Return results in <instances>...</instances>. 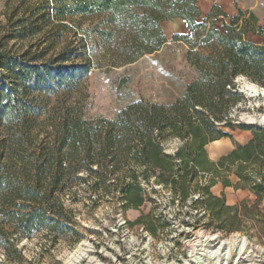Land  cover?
I'll return each instance as SVG.
<instances>
[{
  "label": "trees",
  "instance_id": "obj_1",
  "mask_svg": "<svg viewBox=\"0 0 264 264\" xmlns=\"http://www.w3.org/2000/svg\"><path fill=\"white\" fill-rule=\"evenodd\" d=\"M6 4L10 10L0 20V246L7 251L19 237L43 231L57 241L73 223L67 199L81 195L83 173L98 180L89 197L99 200L113 193L107 181L116 175L114 190L125 209L145 204L141 180L154 177L183 200L193 180L201 194L196 204L215 230L237 232L242 218L264 225V127L231 118L245 100L239 77L264 88V42L250 40L251 34L264 38V28L254 14L230 17L214 5L203 18L199 0ZM220 18L230 22L218 28ZM176 19L186 22L187 32L174 34L172 42L187 48L197 79L171 104L138 99L114 119H86L70 95L103 68L99 54L118 68L164 51L170 44L163 23ZM13 41L29 45L14 51L8 48ZM236 129L252 132V139L210 160L206 146L231 138ZM171 138L185 142L175 154L164 150ZM201 176L211 178L205 186ZM219 183L249 189L256 201L229 206L225 195L211 191Z\"/></svg>",
  "mask_w": 264,
  "mask_h": 264
},
{
  "label": "rangeland",
  "instance_id": "obj_2",
  "mask_svg": "<svg viewBox=\"0 0 264 264\" xmlns=\"http://www.w3.org/2000/svg\"><path fill=\"white\" fill-rule=\"evenodd\" d=\"M6 3L7 0H0V20L3 19L1 14L10 10ZM213 5L230 17L242 11L248 18L252 13L258 26L264 28V0H199L203 18ZM225 22H230V18H220L217 27L221 28ZM163 30L170 45L137 63L110 67L108 58L99 54L103 68L94 70L81 91L70 95L86 119H114L119 111L138 99L171 104L188 83L197 79V71L186 61L187 48L172 42L174 34L187 32L185 22L182 19L167 21L163 23ZM250 40L258 44L264 42V38L253 34ZM28 45V42L13 41L8 48L21 51ZM236 82L240 90L254 93L251 96L243 93L245 100L231 112L233 122L264 127V88L246 77H239ZM229 139L232 145L244 142L246 131L236 129ZM184 144L179 138H171L164 143V150L175 154ZM212 146V143L206 146L209 157ZM80 175L84 178L79 184L81 195L77 200L67 199L73 223L67 225L63 235L57 241L45 231L32 238L19 237L16 249L6 251L0 246V264H187L208 248V238L217 240L212 245L215 248L224 241L245 240L244 259H238L240 248L233 244L224 264H264V225H259V218H242L241 230L231 234L215 230L205 209L196 204L201 194L193 180L188 185L190 192L185 200L181 193L157 183L154 177L150 183L141 180L145 204L139 209H125L122 195L118 189L114 190L116 175L107 181L113 193L100 200L89 197L98 180L88 173ZM210 179L201 176L199 182L205 186ZM231 180L238 181L235 176H231ZM221 190V185L211 189L216 196L225 195L229 206L246 200L252 206L256 201L249 189ZM261 208L264 212V203ZM253 214L257 212L254 210ZM138 220L141 222L137 223ZM207 264L216 262L210 260Z\"/></svg>",
  "mask_w": 264,
  "mask_h": 264
},
{
  "label": "bare ground",
  "instance_id": "obj_3",
  "mask_svg": "<svg viewBox=\"0 0 264 264\" xmlns=\"http://www.w3.org/2000/svg\"><path fill=\"white\" fill-rule=\"evenodd\" d=\"M215 238H208L206 240L207 249L203 250L201 256L196 257L192 261L188 262L187 264H207L208 261H214L216 264L221 263L224 264L229 259L230 256V246L237 245L240 248L238 253L239 260L244 259V255L246 254L247 247L245 240L235 239L234 241H224L218 245V247H213V243H216ZM207 257L206 259L203 257Z\"/></svg>",
  "mask_w": 264,
  "mask_h": 264
},
{
  "label": "crops",
  "instance_id": "obj_4",
  "mask_svg": "<svg viewBox=\"0 0 264 264\" xmlns=\"http://www.w3.org/2000/svg\"><path fill=\"white\" fill-rule=\"evenodd\" d=\"M185 24H186V22H185ZM246 135H247L246 141H244V142H238V143H240V144H246L253 137L252 132H250V131H246ZM212 144H213V146H212V150L210 151V157L209 158H210V160L215 161V162L218 161L222 156H225V155L229 154L234 149V147H235V144L232 145V143H231V141H230L229 138H224V139H221L219 141H215ZM223 147H226L227 149L226 150H223ZM207 153H209V152H207ZM219 185H221V187H222V190H221L222 192H224V190L233 189L232 187H224L221 183L217 184L213 188H215V187H217ZM215 195H217V194H215Z\"/></svg>",
  "mask_w": 264,
  "mask_h": 264
},
{
  "label": "water",
  "instance_id": "obj_5",
  "mask_svg": "<svg viewBox=\"0 0 264 264\" xmlns=\"http://www.w3.org/2000/svg\"><path fill=\"white\" fill-rule=\"evenodd\" d=\"M241 92L244 93V94L246 93V92L243 91V90H241ZM253 93H254V92H250V93H246V94L249 95V96H251V95H253ZM254 124H255V123H254Z\"/></svg>",
  "mask_w": 264,
  "mask_h": 264
}]
</instances>
